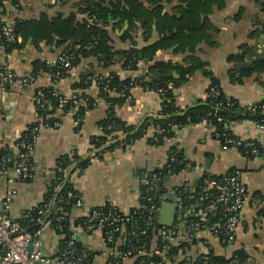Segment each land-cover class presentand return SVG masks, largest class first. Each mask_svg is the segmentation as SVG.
<instances>
[{
  "label": "crops",
  "instance_id": "1",
  "mask_svg": "<svg viewBox=\"0 0 264 264\" xmlns=\"http://www.w3.org/2000/svg\"><path fill=\"white\" fill-rule=\"evenodd\" d=\"M73 4L72 1L25 0L20 6H15L12 0H6L0 10V20L12 27L17 20L37 19L42 13L49 17L59 13L69 15L75 11ZM210 20L218 29L215 35L216 45H200L198 56L207 62V69L220 81L228 98L244 106L264 99V73L245 78L240 84L234 83L232 74L237 64L230 58L241 54L248 60L251 52L264 55V0H226L224 8H216L210 15ZM117 21L119 20L113 22ZM127 28L128 24L125 23L122 29L115 30L114 46L117 50L128 49L132 45L129 41L121 42V36ZM158 38L159 35L155 32L148 41L139 36H135L134 40L137 47L142 48ZM61 50L62 48L57 49L47 43L37 48L29 40L20 49L0 53V71L10 69L21 76L33 74L38 60L55 63ZM184 57L182 54H175L173 50H159L156 54L158 61L173 63H182ZM147 67L148 64L141 63L137 72L126 70L121 64L103 68L96 58L90 57L82 59L67 78L58 82H52L48 77L49 73L41 71L31 85L25 86L16 81L5 89L0 88V142H6L8 146L15 145L39 121L38 105L34 100L39 91L54 87L68 98L78 93L97 99L99 87L96 80L86 89H75L82 75L91 73L94 77H107L116 73L121 78H127L143 74ZM209 84L210 78L202 73L190 77L174 89L176 106L186 108L204 101ZM160 109V95L141 86L132 90L129 101L115 108L116 115L128 126L142 130L141 136L128 148L118 147L105 152L103 157L94 160L82 174L75 173L71 177L73 189L79 194L82 205L77 206L76 201H71L70 205L67 202L65 212L70 222L76 225L97 208L107 205L123 214L138 208L147 177L162 169L171 148L178 147L191 167L187 172H181L165 181L166 198L171 195L172 202L175 203V188L184 187L186 193L193 192L206 176L221 177L230 170L239 173V180L245 186L248 198L234 240L229 243L222 242L210 230L201 231L191 238L186 232L185 222L189 218L198 217L201 212L197 206L191 207L188 217L177 227L174 237L175 245L185 244L188 249L178 252L174 257L175 264L210 252L231 258L238 250H243L247 256V264H264V157L245 156L236 149L224 150L214 136L213 128L205 123L190 124L175 138L156 144L153 140L156 127L147 119L158 117ZM106 114L107 105L101 99H98L94 109L87 111L82 123L79 121L76 124L78 120L74 118L75 110L64 113L57 109L52 114L56 121L44 125L37 137L32 158V179L13 186L0 181V194L11 188L16 191L13 201L15 219H21L30 209L45 202L58 159L68 156L76 149L84 154L93 148V140L104 135L100 123L106 118ZM230 131L237 139H251L264 144V128L258 129L247 119L232 122ZM74 233L77 241L95 252L90 264H108L109 250L101 228L87 233L77 225ZM59 239L53 228L45 230L44 255L52 256L55 248H58ZM123 244L124 247L130 246L127 238L123 239ZM156 245L157 241L154 239L151 249ZM121 264H137V257H127Z\"/></svg>",
  "mask_w": 264,
  "mask_h": 264
},
{
  "label": "trees",
  "instance_id": "2",
  "mask_svg": "<svg viewBox=\"0 0 264 264\" xmlns=\"http://www.w3.org/2000/svg\"><path fill=\"white\" fill-rule=\"evenodd\" d=\"M5 1L0 0V10L3 8ZM23 1L25 0H12V3L15 6H20ZM57 1L74 2L75 11L69 15L59 13L54 17L42 13L37 19L17 20L11 28L14 34L22 39V42L18 44L1 43L0 53L20 49L23 43L25 44L29 40L37 48H40L43 43L53 45L57 49L62 48L57 57L72 55L73 61L70 68H64L58 60L53 66L47 64L48 60H38L33 72L35 76L41 71H45L52 76L58 75L57 78L51 79L54 83L67 78L72 69L78 66L82 59L90 57L96 58L103 68L121 64L124 69L137 72L141 63L148 64V67L145 73L127 78H121L116 73H111L107 77H94L91 73L82 75L80 81L76 83L75 89H86L92 84L93 80H96L99 87V97L97 99L78 93L75 94V99H71V97H65L55 90L54 87L41 90L43 96L40 103H37L39 121L22 135L17 144L24 138L26 141L31 140V133L39 124L50 125L55 122L56 120L52 118V114L57 109L64 113L75 110L74 118L82 123L87 111L94 109L98 99H101L107 105L106 118L100 123L104 135L93 140V148L88 152H95V155L100 158L103 157L102 155L105 152L118 147L128 148L141 136L142 130L134 126H128L116 115L115 108L129 101L128 97L132 96V90L139 86L145 90L155 91L161 97V109L157 114L158 117L147 119L151 120L156 127L157 131L153 138L156 144H162L175 138L185 127L195 123H205L214 127L213 134L216 139V133L220 134L221 141H224L225 137L235 138L231 134L230 125L236 120L247 119L264 123V99L256 102V109L252 111L249 110L248 106L241 105L236 100L228 98L222 90L220 81L207 69V62L203 61L197 54L198 48L202 44L210 47L216 45L215 35L218 33V29L211 22L210 15L216 8H224L226 0ZM115 20L119 21L113 22ZM125 23L128 24V28L122 34L121 42L126 43L129 41L132 45L128 49L117 50L114 46V33L115 30L122 29ZM0 26L6 25L0 20ZM155 32L159 35V38L154 43L142 48L137 47V42L134 40L135 36L148 41ZM159 50H173L175 54H182L185 57L182 63L158 61L156 54ZM248 56L250 57L248 60L241 54L230 57L231 61L237 64L232 74L234 83L240 84L245 78L264 73V55H255L251 52ZM197 73H202L210 78L205 100L186 108L177 107L174 89ZM214 93L218 95L216 96ZM62 98L67 99V103L63 106L60 105ZM218 103H221V105L216 115L215 106ZM257 147L262 148V144L257 142ZM20 150L22 152L21 148ZM15 152L8 145L2 146L0 144V159L3 156H11L12 159H15ZM244 155L246 156V154ZM90 164V157L80 155L76 150H73L68 156L58 159L56 163L54 176L48 191V196L55 197L54 205L51 213L47 215V220L51 221L50 227L60 237L58 248L62 251L67 248V243L73 238V248L77 252L88 249L76 240L74 231L77 225L83 228L90 215L80 219L78 224L75 225L68 219L65 207L69 200L76 201L80 197L73 189L71 177L75 173L82 174ZM12 165L8 163V166ZM188 165H190V162L185 158L183 152L178 147H173L169 152L165 166L147 177V181H152L154 176L159 178V181L153 191H150V186L146 183L138 208L132 209L128 214H123L110 205L93 211L102 216H109V220L104 221L101 227L105 242L107 241V233L116 228L118 229L116 232L113 231L114 242L107 241V247L114 248L116 246L120 253H126L137 248L150 250L155 239L157 241L156 246L160 247L164 256H153L149 264H166L167 262L175 264L174 257L180 250L184 252L188 249L187 245H175L173 242L162 240L160 231L168 228L160 224L158 212H153L151 207H158L166 198L167 191L164 187L166 177L181 173ZM235 172L230 170L221 177L206 176L193 192L186 193L184 187L175 188L174 196L185 208L186 214H189L188 212L193 206L203 210L211 199V196L208 200L201 199V187L205 179L221 182L226 176L235 174ZM211 191L210 194L213 196L214 192L211 193ZM68 193H72L73 196L69 197ZM44 203L30 209L28 212L36 216ZM220 214V211L216 210L208 217V227H216L225 220ZM198 218L199 216L189 218L185 222V226L187 227L190 222L198 220ZM19 221L31 231L38 227L35 220L21 219ZM99 222L92 221L93 224H99ZM182 222L181 224H183ZM179 223L180 221L176 220L172 227L174 233H176ZM173 237H175V234H173ZM124 238L128 239L129 248L127 245L124 247ZM89 252L92 254L91 257L88 260L84 259L82 264L92 262L95 252ZM111 259L113 261L117 260L116 256H112ZM140 259L141 257H137V264H140ZM247 260L248 258L243 250H238L231 258L217 256L210 252L198 255L195 258L192 257L190 260L183 259L177 264H247Z\"/></svg>",
  "mask_w": 264,
  "mask_h": 264
},
{
  "label": "built area",
  "instance_id": "3",
  "mask_svg": "<svg viewBox=\"0 0 264 264\" xmlns=\"http://www.w3.org/2000/svg\"><path fill=\"white\" fill-rule=\"evenodd\" d=\"M21 43L22 39L19 36H16L13 32V29L8 26H0V44L1 43ZM60 64L64 68H70L73 56L72 55H63L57 57ZM48 65L53 66L55 63L48 61ZM145 73V72H144ZM35 75H18L16 71L5 69L0 71V88L5 89L13 85L16 81H20L23 85H31L36 80ZM49 79L57 78L58 75L52 76L48 74ZM216 96L217 93H214ZM43 92L39 91L35 96L34 100L39 104ZM129 100L131 96L128 97ZM75 99V95L71 97ZM75 102H77L75 100ZM67 103L66 98L60 100V105L63 106ZM255 103L248 104L249 110L255 111ZM221 103L216 104L215 114L217 115ZM229 105V104H228ZM255 124L258 129L264 128V123H257L254 120H249ZM79 123V120L76 124ZM43 124H39L35 127L31 133V140L22 139L15 145H10L9 148L15 150V159H12L11 156H3L0 159V181L7 183L8 185H14L18 182H26L33 177L34 173V164H33V155L35 152V145L40 129L43 127ZM213 131H215V128ZM217 140L221 144L224 150L236 149L246 156L252 157H264V144L262 148L257 147V142L254 140H240L237 138L225 137L224 141L220 140V134L216 133ZM2 146L8 145L6 142H0ZM22 149V152L20 150ZM76 151L80 155H87L90 157V162L98 159L95 155V152L82 153L79 149ZM13 164L12 166H8ZM190 165L187 166L182 172H187L190 169ZM159 178L156 176L153 177L152 181H146L149 185L150 191H153L157 185ZM57 182V180H55ZM59 188V187H58ZM213 191L214 194H210V191ZM211 191V193H212ZM16 191L13 188L9 189L6 193L0 194V264H82L84 259L88 260L91 257V250L83 249L80 252H77L73 247L74 238L67 243V248L65 250H60L55 248L52 256H46L43 253V235L45 230L50 227L51 221L47 220V215L51 213L54 205L53 196H47L45 199L44 206L39 209L36 216H33L31 212H27L21 219L36 221L38 227L35 230H29L27 227L23 226L19 220L13 217V201ZM202 200H208L211 196L209 203L201 210L198 220L192 221L186 227L187 234L192 237L195 234L201 231H212V233L221 238L223 242H231L234 240V234L236 228L238 227L241 221V214L243 208L246 204L248 193L245 186L239 180V173L226 176L221 182H216L213 180L205 179L203 186L201 187ZM69 197H72V193H68ZM163 202L158 206H152L153 212L159 214L160 219V210ZM77 206L82 205L81 198L76 199ZM177 206V217L176 220L181 222L188 217V214L185 213V208L181 205L177 199L175 202ZM216 210L220 211V215L225 218L223 222L218 224L216 227H208L207 220L208 217ZM89 220L83 227L85 232H93L96 228H101L104 221L109 220V216H102L98 212H93L89 216ZM97 221L99 224H93L92 221ZM183 223V222H182ZM118 229H114L116 232ZM111 231L107 233V241L114 242L113 236L114 232ZM144 233V232H142ZM174 231L171 229H163L160 231V236L163 241L174 243L175 239L173 237ZM105 241V240H104ZM107 241L105 243H107ZM107 252L108 264H121V261L127 257L134 256L141 257L140 264H149L153 256L163 257L164 253L160 250V247L156 246L150 250L145 248H137L126 253H120L117 250V247L109 248ZM112 256H116L117 260L113 261ZM238 264V263H236Z\"/></svg>",
  "mask_w": 264,
  "mask_h": 264
},
{
  "label": "water",
  "instance_id": "4",
  "mask_svg": "<svg viewBox=\"0 0 264 264\" xmlns=\"http://www.w3.org/2000/svg\"><path fill=\"white\" fill-rule=\"evenodd\" d=\"M169 178L170 177H166L165 180H169ZM156 199L158 198L156 197ZM172 199H173L172 196L169 195V198H166V201L162 204L160 210V219H159L160 224L169 229H171L174 226L177 217V206L175 203L172 202ZM70 204H71V200H69L68 202V205Z\"/></svg>",
  "mask_w": 264,
  "mask_h": 264
}]
</instances>
